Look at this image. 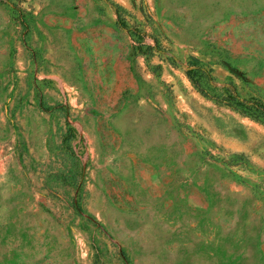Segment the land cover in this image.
Here are the masks:
<instances>
[{"label": "rangeland", "instance_id": "374dc122", "mask_svg": "<svg viewBox=\"0 0 264 264\" xmlns=\"http://www.w3.org/2000/svg\"><path fill=\"white\" fill-rule=\"evenodd\" d=\"M239 100L264 0H0V264H264Z\"/></svg>", "mask_w": 264, "mask_h": 264}, {"label": "trees", "instance_id": "16d2710c", "mask_svg": "<svg viewBox=\"0 0 264 264\" xmlns=\"http://www.w3.org/2000/svg\"><path fill=\"white\" fill-rule=\"evenodd\" d=\"M222 98H224V99L232 98V99H237V100L239 99L238 94L234 90H231V92L227 96L222 95ZM225 102L227 104H231V103H229V101H225ZM238 102L239 103H236V105L241 104L242 106H244L243 108L253 107L255 110L264 111V105H262L256 101H254L252 103H248V102L243 103L242 100L241 101L239 100Z\"/></svg>", "mask_w": 264, "mask_h": 264}]
</instances>
